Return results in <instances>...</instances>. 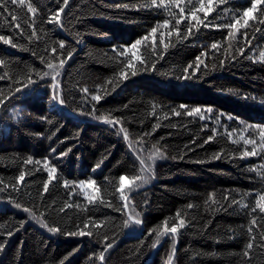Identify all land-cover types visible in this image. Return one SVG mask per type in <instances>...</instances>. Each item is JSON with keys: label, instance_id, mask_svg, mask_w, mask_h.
<instances>
[{"label": "trees", "instance_id": "16d2710c", "mask_svg": "<svg viewBox=\"0 0 264 264\" xmlns=\"http://www.w3.org/2000/svg\"><path fill=\"white\" fill-rule=\"evenodd\" d=\"M61 4L0 0V35L16 45L0 42V264H169L176 244L172 264H264V4L234 38L224 25L243 24L250 0H213L206 18L196 13L203 24L191 19L198 0H69L50 23ZM137 39L134 54L120 55ZM48 63L64 105L52 99ZM194 108L203 119L186 114ZM246 140L256 156L241 158L253 148ZM45 162L57 169L47 192ZM181 218L178 233L164 234ZM79 231L92 235H69Z\"/></svg>", "mask_w": 264, "mask_h": 264}, {"label": "snow or ice", "instance_id": "6c2138e0", "mask_svg": "<svg viewBox=\"0 0 264 264\" xmlns=\"http://www.w3.org/2000/svg\"><path fill=\"white\" fill-rule=\"evenodd\" d=\"M7 3H10V4H17V2L20 4V5H24L25 3V0H6ZM198 3H199V7L195 10L192 11L191 13V19L194 20V21H197L198 24H203L204 21L203 20H200L199 17L197 16V12H203L205 13V18L207 17V15L209 13H211L214 9L212 7V4H213V0H207V6L205 5V0H198ZM69 4V0H62V4L55 10V12L52 14V16L50 17L49 19V22L50 23H54V24H60V20H61V14L64 13V10L65 8L68 6ZM151 4L152 6H163V0H161L160 2V5H157L156 3V0H151ZM250 4L251 6L250 7H247L244 11H243V24H241L240 20L237 19L234 23H231V24H227V25H224V27H227L229 29H233L235 30L234 32H229V36L231 37H235V33L236 32H239V29L241 27H244V28H247L248 25H249V20H255V16L253 15L255 12H257V10L260 8V6L262 4H264V0H250ZM27 11L29 13H32L33 15H35L36 13V9L33 8L31 5H28L27 7ZM181 13H183V8L180 9ZM262 16H264V11H261L260 13ZM11 19L13 21L16 20V17L15 16H12ZM181 19H183V17H181ZM181 23V20H177L176 21V25H177V34H178V26L179 24ZM168 24V21H165L164 23V26H167ZM207 27V25H205ZM158 27H153L151 29V36H152V43L153 45H155V35L157 33V30H158ZM195 27V25H192V24H189L188 26V32L191 33V30L192 28ZM15 28L16 29H20V24H15ZM22 31V30H21ZM36 33L35 31H33L31 33V36L29 37L30 39L32 37H35ZM169 35H171V33H169ZM244 37L246 38L247 37V32H245L244 34ZM144 40H147L148 37H144L143 38ZM161 39L163 40V34L161 35ZM0 42H3L5 45H10L12 47H16L15 44H13V41H12V38L10 36H4V35H0ZM142 43V40L141 39H137L129 48L125 49L124 51H122L120 53V55H125L126 52H133L134 54V51L135 49L138 48L139 45H141ZM59 47L61 49L64 48V43L61 42ZM165 47H167V45H165ZM211 48L212 49H217L218 48V45L216 43H213L211 45ZM53 52H55V49H52ZM69 57L71 56V53L68 54ZM260 59L261 60H264V52H261L260 53ZM5 61L4 60H0V65L4 64ZM65 63V60H60L59 62V66L60 67H63ZM201 61H200V58L197 57V63H196V68L198 69L199 68V65H200ZM128 64L130 65L131 64V60L128 61ZM128 65H126L127 67ZM154 67V65H153ZM191 67V65L189 66ZM47 68L48 69H51L52 71L51 72H44V76H51L52 77V80H53V83L51 84V89H52V99L54 101H56V103H58L59 105H64L65 101L64 99L62 98L61 94H60V91H59V86H58V82L56 81V76L59 74L58 73V70L54 67V65L52 63H48L47 64ZM137 74L134 66H133V70L131 72V75L132 76H135ZM120 77H122L123 80H127L129 79V76L127 75V73L124 71V70H121V72L119 73ZM195 75V70L193 71V76ZM192 77L191 76H188L187 75V70H185V75L182 77V79H191ZM28 83L29 84H32L34 83V81L31 80V78L29 77L28 78ZM17 91H20L19 89H17ZM83 92L84 93H88V89L87 88H84L83 89ZM92 100L95 101V102H99L103 97L99 94L97 95H93L92 97ZM182 108L185 107V106H181ZM201 109L200 108H194L192 109L191 111L187 112L186 114L189 115V116H193V115H197V116H200L201 119H203L204 117L201 115ZM208 112H211V109H208L207 110ZM175 115H180L179 112H176L174 113ZM101 119H103L104 121L108 122V123H113V121H110L108 120V117H102ZM229 119H231V117H229ZM115 124H119V121H114ZM124 137L125 139H127V132L125 131L124 132ZM213 137L210 136L208 137V140H212ZM241 139H243V136H241ZM260 141H261V150L264 151V131H261L260 132ZM207 142V141H206ZM245 144H252L253 145V148H252V151H244L242 153V156L241 158L243 157H248V156H256L258 153H257V145H256V141L255 140H246L245 141ZM53 151H55L53 149ZM63 155V153L61 154ZM156 156H159L161 155L159 150L157 149L156 153H155ZM215 158H219V155H217ZM27 163H32V160L29 159L27 161ZM141 165H142V170H143V164H144V161L141 160L140 161ZM44 167L47 169L48 171V182L44 183L43 185V191L44 192H47L48 191V186H49V183H51L55 178H56V172H57V169L55 166H52V167H49L48 166V162H45L44 164ZM97 168L100 167V165H96ZM25 179V175L24 173H21L18 177V182H23ZM126 177L125 176H121L120 177V186H119V191H120V194L122 197H124V189H125V181H126ZM138 180H143L144 183H147V178L146 177H141V176H135L133 177V182L135 181H138ZM93 184H95V181L92 180V181H82L81 182V186L83 187L84 185H87L88 187H91ZM65 186L67 187L68 186V182L65 181ZM15 187V186H13ZM0 190H3V189H0ZM97 194H98V190H97ZM97 199V196H88V200L89 202H93ZM124 199L126 200L127 198L124 197ZM225 199H227V197H225ZM233 203H235V201H233ZM125 207H127V204H125ZM189 207H191V205H189ZM256 207L259 208L260 212L264 213V194L260 195L259 196V199L257 200L256 202ZM24 211H28V209H24ZM61 211H63V209H61ZM253 211H255V208H253ZM177 217L180 216V213L178 212L177 214ZM137 224L140 223V221H136ZM251 223L254 225L256 223V220L253 218ZM185 225V221L181 218L178 220V224L174 225L173 227H171L170 229H166L164 234H176L178 233V229L180 228H183ZM45 227H47V225H44ZM49 231L51 232H58L59 229L57 228H51L49 229ZM252 229L251 227L249 228V233H251ZM80 235V236H84V235H89L91 236L92 233L91 232H87L85 233L84 231H79L78 233L77 232H74V233H69V235ZM9 236L12 235V232H9L8 233ZM158 237L160 235V233L157 234ZM254 239V237H253ZM159 242V240H157V243ZM6 243V242H5ZM5 243H0V251L3 250V248L5 247ZM112 245L111 244H108L107 245V248H111ZM107 248L105 250H107ZM246 248L247 249H252L253 248V243L250 241L247 245H246ZM173 252H174V248H173ZM247 254V253H245ZM99 259L101 261L104 260V254L101 253L100 256H99Z\"/></svg>", "mask_w": 264, "mask_h": 264}, {"label": "water", "instance_id": "95a60500", "mask_svg": "<svg viewBox=\"0 0 264 264\" xmlns=\"http://www.w3.org/2000/svg\"><path fill=\"white\" fill-rule=\"evenodd\" d=\"M154 251H155V249L153 250V252H154ZM176 252H177V244H176V247H175V249H174V252H173V254H172V258H171L169 264H172V260L174 259L175 255H176Z\"/></svg>", "mask_w": 264, "mask_h": 264}, {"label": "rangeland", "instance_id": "374dc122", "mask_svg": "<svg viewBox=\"0 0 264 264\" xmlns=\"http://www.w3.org/2000/svg\"><path fill=\"white\" fill-rule=\"evenodd\" d=\"M89 90V89H88ZM17 111V112H16ZM16 114V116H18V110L15 109V112L14 111H11L10 112V115L14 116Z\"/></svg>", "mask_w": 264, "mask_h": 264}, {"label": "bare ground", "instance_id": "6f19581e", "mask_svg": "<svg viewBox=\"0 0 264 264\" xmlns=\"http://www.w3.org/2000/svg\"><path fill=\"white\" fill-rule=\"evenodd\" d=\"M179 84H180V82H179ZM179 108V107H178ZM236 124V123H235ZM234 126V125H233ZM235 127V126H234ZM240 128H241V126H240ZM228 130V129H227ZM241 134V133H240ZM234 138V137H233ZM254 192V191H253ZM261 192V191H260ZM257 199V198H256ZM177 237H178V235H177Z\"/></svg>", "mask_w": 264, "mask_h": 264}]
</instances>
